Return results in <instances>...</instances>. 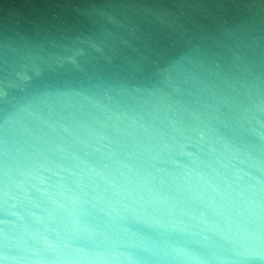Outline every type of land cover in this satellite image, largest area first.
Wrapping results in <instances>:
<instances>
[{"label": "clouds", "instance_id": "1", "mask_svg": "<svg viewBox=\"0 0 264 264\" xmlns=\"http://www.w3.org/2000/svg\"><path fill=\"white\" fill-rule=\"evenodd\" d=\"M0 40V264H264V0H80Z\"/></svg>", "mask_w": 264, "mask_h": 264}, {"label": "water", "instance_id": "2", "mask_svg": "<svg viewBox=\"0 0 264 264\" xmlns=\"http://www.w3.org/2000/svg\"><path fill=\"white\" fill-rule=\"evenodd\" d=\"M80 0H0V40L46 43L55 34L86 29Z\"/></svg>", "mask_w": 264, "mask_h": 264}]
</instances>
